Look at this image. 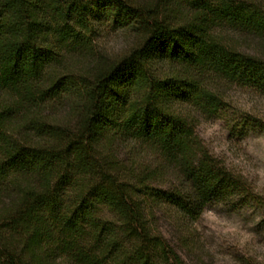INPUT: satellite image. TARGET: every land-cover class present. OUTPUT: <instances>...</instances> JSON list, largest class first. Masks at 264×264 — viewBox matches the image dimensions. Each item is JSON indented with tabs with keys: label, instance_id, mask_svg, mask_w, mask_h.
<instances>
[{
	"label": "trees",
	"instance_id": "obj_1",
	"mask_svg": "<svg viewBox=\"0 0 264 264\" xmlns=\"http://www.w3.org/2000/svg\"><path fill=\"white\" fill-rule=\"evenodd\" d=\"M227 84L264 91V0H0V264H166L162 216L255 201L196 132Z\"/></svg>",
	"mask_w": 264,
	"mask_h": 264
},
{
	"label": "rangeland",
	"instance_id": "obj_2",
	"mask_svg": "<svg viewBox=\"0 0 264 264\" xmlns=\"http://www.w3.org/2000/svg\"><path fill=\"white\" fill-rule=\"evenodd\" d=\"M93 29L101 48L121 46L116 28L100 23ZM223 89L225 109L202 115L196 132L211 153L248 180L256 200L237 207L209 204L191 222L162 216L160 228L179 256L166 264H264V91L239 84ZM254 120L262 127L251 129Z\"/></svg>",
	"mask_w": 264,
	"mask_h": 264
}]
</instances>
